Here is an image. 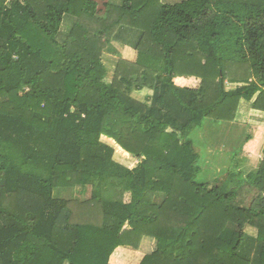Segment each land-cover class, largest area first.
Segmentation results:
<instances>
[{"label":"trees","instance_id":"trees-1","mask_svg":"<svg viewBox=\"0 0 264 264\" xmlns=\"http://www.w3.org/2000/svg\"><path fill=\"white\" fill-rule=\"evenodd\" d=\"M95 8L0 0V264H109L143 238L154 247L139 264H264V155L253 183L202 180L191 138L205 119L232 121L242 99L264 111V0ZM66 14L76 28L59 39ZM111 41L136 57H119L107 81ZM263 149L264 128L232 168L250 178ZM126 152L134 167L113 159Z\"/></svg>","mask_w":264,"mask_h":264},{"label":"crops","instance_id":"crops-1","mask_svg":"<svg viewBox=\"0 0 264 264\" xmlns=\"http://www.w3.org/2000/svg\"><path fill=\"white\" fill-rule=\"evenodd\" d=\"M173 80L174 83L179 86L196 87L198 84L197 83L198 80L193 77H189V78L175 77ZM231 84L235 85L236 83H231ZM143 90H146L148 92V95L151 94L150 90L146 88ZM134 92L136 93V91ZM134 92L133 94H135ZM237 110L232 121L226 122V121H215L211 119H205L200 129L193 130V133L191 134V138L193 140V145L195 149L200 154L201 166L205 168L207 171L209 170L211 173H215V174L230 172L249 183H253L257 175L259 165L264 155V149L256 163L255 170L252 171L251 173L252 175L250 178H247L243 173H241L242 171L240 172L234 170L232 168V164L236 162V165L240 167V162H241L240 160H242V156L246 154L248 155L247 149L249 148V144H251V142L254 141L257 134L264 128L262 127L264 126V111L253 109L251 107V101H246L243 99L240 100ZM257 114H260V117H258V119H260V122L255 123L253 119L255 118L254 116H257ZM219 122H223L225 124L222 125V128L224 129H229L230 128L229 126H233L232 129H234L236 135H234V132H230L231 133L230 136L231 135L235 136V139L233 138L234 141H232L230 144L227 143L228 139L227 137H224V135H220V136L216 135L215 131L219 126H221L219 125L220 124ZM249 124L254 125L255 128L257 129L256 132H253V134L247 131V127L249 126ZM235 130H237V132ZM196 132H198V135L193 137ZM103 137L104 136H102L101 138ZM108 139H110V141L113 142V144H116L114 143L115 141H113L111 138ZM196 142L199 143L196 145ZM106 144L110 145L107 142ZM224 149L226 152L223 151ZM132 158L134 157L132 156ZM236 160H238L239 162ZM240 168H242V170L244 169L243 167ZM213 177H209V178H213ZM153 247H154V241L149 238H143L138 248L136 249L126 245L118 246L109 256V264H139L142 258L144 257V255L149 254L153 250Z\"/></svg>","mask_w":264,"mask_h":264},{"label":"rangeland","instance_id":"rangeland-1","mask_svg":"<svg viewBox=\"0 0 264 264\" xmlns=\"http://www.w3.org/2000/svg\"><path fill=\"white\" fill-rule=\"evenodd\" d=\"M96 3V11H97V15L100 16V17H103V14L104 12L106 11L105 9V5L107 3H114L116 4L117 2L119 3L120 0H92ZM162 3H167V4H173V3H176V2H180L181 0H160ZM75 21H76V17L74 15H71V14H66L64 15L63 17V20L61 22V25H60V36H59V39H63L66 37L67 34H69L71 31L73 32V30H75ZM121 56H128L130 58H134L136 57V51L133 50L131 47L127 46V45H123L122 43L120 42H116V41H111L109 43H107V46L105 48V52H103L102 54V60H103V63L106 67V70H107V75L105 77V79L107 81H109L112 77V74H113V70H114V66H115V63L116 61L118 60L119 57ZM233 77H240V76H236L235 74H233ZM227 82V81H226ZM192 83V82H191ZM198 83V82H197ZM238 85H242V84H238ZM236 84H231L230 82L228 83H225V88L226 89H230V88H233L235 87ZM135 93V92H134ZM148 95V92L146 90H143V91H136L135 94H133L132 92V96L136 99H142L144 100V97ZM140 100V101H142ZM238 111V110H237ZM255 118L253 119V121L256 123V122H260V119H258V117H260V114H257V116H254ZM262 122V121H261ZM221 126H219L217 128V130L215 131L216 135L220 136V135H224V137H227L228 141L227 143H231L232 141H234L235 139V136H230V132H234V129L233 126H229L230 128L229 129H224L222 128V125H225L223 122H219ZM256 128L254 125H250L247 127V131L248 132H251V134H253V132H256ZM237 132V130H235ZM198 135V132L195 133V136ZM234 135H236V133L234 132ZM255 136V135H254ZM234 138V139H233ZM104 143H109L110 145H112L114 148L116 147V145L113 144V142L110 141V139H108L106 136H104L103 138H101ZM199 142H196V145L198 144ZM116 150V148H115ZM225 151V149L223 150ZM226 152V151H225ZM127 155V158L124 157V161H120L122 158L121 157H117L114 155V159L117 160L119 163H123L125 165H127L129 168L130 167H134L136 164H137V161L138 159H135V158H132L131 154L129 153H125ZM128 160V162L125 160L126 159ZM206 175V176H205ZM216 174L215 173H211V174H208L207 172H204L203 175L201 176V179H206V178H209V177H213L215 176ZM89 192L90 190L87 189L86 191V196L88 197L89 196ZM84 195V194H83ZM54 196H57V197H60V198H71V197H79L81 196V194L79 195L78 193H76V191H74V189H71V190H58L54 193ZM85 196V197H86ZM124 201H129L131 200V196L129 195V193H125L124 196ZM247 231L254 234L255 233V229L251 228V227H247Z\"/></svg>","mask_w":264,"mask_h":264}]
</instances>
